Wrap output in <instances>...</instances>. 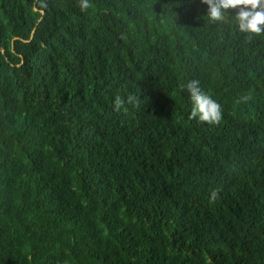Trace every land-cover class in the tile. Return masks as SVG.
<instances>
[{
  "label": "trees",
  "instance_id": "obj_1",
  "mask_svg": "<svg viewBox=\"0 0 264 264\" xmlns=\"http://www.w3.org/2000/svg\"><path fill=\"white\" fill-rule=\"evenodd\" d=\"M90 3L0 0V264H264V34ZM191 79L219 124L189 119Z\"/></svg>",
  "mask_w": 264,
  "mask_h": 264
},
{
  "label": "clouds",
  "instance_id": "obj_2",
  "mask_svg": "<svg viewBox=\"0 0 264 264\" xmlns=\"http://www.w3.org/2000/svg\"><path fill=\"white\" fill-rule=\"evenodd\" d=\"M207 5V18L211 24H223L234 21L236 29L248 40L264 34V0H201ZM81 12H86L92 5L90 0H77ZM231 10V11H229ZM234 12V15L232 13ZM191 100L189 119H198L209 125H217L223 118V106L200 86L198 79L188 80L180 86ZM125 104L140 108L139 96L129 93L127 97L116 95L113 101L114 110L119 111ZM213 191L211 199H216Z\"/></svg>",
  "mask_w": 264,
  "mask_h": 264
}]
</instances>
